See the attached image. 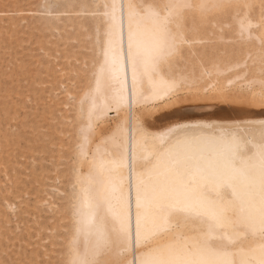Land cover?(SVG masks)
Returning a JSON list of instances; mask_svg holds the SVG:
<instances>
[{
  "label": "bare ground",
  "instance_id": "1",
  "mask_svg": "<svg viewBox=\"0 0 264 264\" xmlns=\"http://www.w3.org/2000/svg\"><path fill=\"white\" fill-rule=\"evenodd\" d=\"M49 1L52 2V0ZM54 1L57 2L56 0ZM2 2L4 1H1V3ZM102 2L103 0H67V4H69V6L72 7L73 5H75L78 7V8L76 7L75 9L72 8L74 12L73 18L80 17L82 20L88 18L83 21L81 19H77V22L81 25L82 29H84L85 26L91 27L90 30H92V34H90L87 37L92 36L91 42H93L94 44L93 43L91 44H93L92 49L95 50L94 53L95 55H93L94 58L90 60L91 61L89 64L90 68L88 71L89 74L88 76H86V82H84L85 85L83 86V90L80 88L79 90L77 89L78 92L81 90L82 91L78 100L76 101L77 105L75 112H76L77 121L73 125L74 127L72 132L73 134L70 137V141H71L70 144L71 146H73L72 152L75 163L73 164L72 162L73 177L69 176L72 177L71 180H69L71 184V188H70L71 190L70 192H68L69 194L67 193V195H69L68 196L69 198L67 197L69 199V204L67 205L68 207L66 206L64 208L61 207L62 209L60 210V205L56 203L57 205L56 204L54 205L53 211L51 209L52 205H49L48 203L47 204L49 205V207L47 206L43 207V211L44 210L48 211L46 208L50 209L49 211L50 215L44 217V220L40 222V231H39L40 236H43L44 230L46 231L50 230V233L46 234L49 241L47 244L42 243L44 241L40 242V248H41L39 249V256L41 261L40 264H62V262H66L70 260L71 256L69 255V251H68L69 243L70 241H72L73 234L77 227L80 229V232L78 233V243L80 246V250L83 252L85 251V249H87V251L91 254L92 252L95 251L96 246L102 243V241L105 238H107L110 235L114 236L115 230L119 228V218L122 213L126 221H128L129 223L132 238H131V242L125 246H121L118 243L113 246L111 252L106 257L107 259L111 260L113 264H133L134 261L136 262V264H139V261L141 259H147L150 261L159 252H163L165 256H167L170 249L173 252H175L180 250L186 244H191L192 237L194 236V232L192 231V229L193 226L198 223V221L194 219L186 218L185 215L182 213L175 215L167 223H165L161 219H154L151 215H149V217L147 218V220L143 225L144 231L149 234L148 243L146 245L142 244L140 246H137L135 243V236H136L135 190H136L137 180L140 177H143L146 184L151 186V184L157 179L158 174L162 173L165 170V166H166V159H164L161 161L159 167H155L157 164V155L163 152L165 149H167L170 145H172L175 142V139L173 138H166L164 140V143L161 144L159 137L161 136V134H167V130L169 129H186L187 135L189 137L199 139L200 146H208L215 139L220 137L222 133V129L225 126H239L242 129H246L249 134H255L256 130L259 129V126L261 124H264V114L261 115L252 114L248 116L235 117V118L234 116L233 118H227V117L215 118L214 115L213 116L203 115V114H198L200 113L198 112L197 114H187V116H179V117L170 116L172 117L170 118L169 116L168 117L165 116L168 115L167 111H165L166 112L165 114L164 112H161L160 114L158 113L159 116L161 115L160 117L156 116L153 111H150L151 113L152 112L154 113V115H152V117L154 116L153 120L151 121L146 120L147 122H144L142 118V114L140 117V115L138 116L139 112L138 114L136 113L135 106H137V104L140 105L141 103H145V106H147L149 104L156 102L157 100L159 101V99H163V97L168 98L169 94L171 93V90L176 89L170 86V82L172 80L174 79L181 80L184 86L185 84L187 85L199 84L201 86H197V87L200 89H206V88L209 89V87L211 89H213V87L218 88L217 81H221L220 74H224V72H226L228 69L234 66L246 65V57H243L242 59H238L234 62H227V59H224L223 63L215 62V61H211L210 63H208L205 57H203L204 51H200L198 55H195V60H196V65H195L191 63L190 60L186 58V56H191L192 58V56H194L193 54L197 50L196 47H192L191 45H188L187 47H182L181 45L180 51L177 53V55L173 57L169 63L163 64L159 71L154 72L150 66L148 67L142 66L134 77L133 70L128 62L129 28H128L127 9L124 8V10L121 11V7H120L122 4L126 5L128 0H116L117 3L116 19L114 22V28L111 37H109V35L107 34V26L101 23V16L104 10L100 9L99 13L96 14L97 13L96 5ZM109 2H111V0H109ZM132 2L137 4L140 3L147 4L153 2L158 4H163V3H167L168 0H132ZM190 2L200 3V0H190ZM222 2L228 6L220 9H214L203 15H207V14L209 15L215 13L225 14V12H228L229 10H231L233 13L234 12L236 13L238 9V5H240V3L250 4L252 0H222ZM69 6H68V11L70 10ZM84 7H87L88 9ZM42 9L44 10L47 9L48 13L49 12L52 13V9H50L49 6L46 9L45 8ZM85 13L89 14L88 17ZM190 13L196 14V16L198 15V20L200 19V16L204 18V16H202V14L199 11L186 12L185 16L186 14H190ZM61 15L62 14L60 15L58 14L59 17ZM52 16L54 17V15H51L50 18H53ZM244 17L245 16L239 19L235 18L236 19L235 21H237L236 23L238 30L237 32L241 34L244 33L245 37H251L253 34L252 32L249 31L250 28L248 27V25L250 24V20L249 19L246 20V18L244 19ZM56 20H58V18ZM241 21L244 22L243 30L241 27ZM185 22H186V18H184L182 22L183 33L186 37V40L187 41L193 40V42L191 41L192 43H194L195 41H200L199 39L203 37L204 28L199 27L198 22L197 24H195V21L192 18L189 22L190 25L186 26ZM262 23H263L262 30H264V18ZM48 24L50 25L49 22ZM185 29H187V32L185 31ZM61 32H64V29ZM138 33H139L138 40L141 49L145 51L151 49L157 40V36L152 21L143 20L139 25ZM52 38L54 39V37ZM110 39H111V44H109ZM257 39H258L257 41H259V37ZM41 40H43L42 37ZM45 41H48V39H46ZM37 42L39 43V41ZM189 43L190 42H186V44ZM258 44H260V42H258ZM47 45L49 44L47 43ZM64 47L65 46H63L62 48ZM43 52H45V54L47 53V51H43ZM49 56L50 55H48L47 57ZM75 56L71 59H74ZM37 57L40 58L39 55ZM184 57H185L184 61L182 62L176 61V59L178 58H181V60H183ZM66 60L70 62V58L68 59L66 58ZM256 61L258 63V65H256V70H261L260 72L264 71V53H261L260 51L259 52L256 51V55L252 57L249 63L252 64L255 63ZM41 63L42 62H40V65ZM24 64L21 63V65L25 66ZM33 65L31 66L33 67ZM31 66L29 65V67L31 68L28 69L29 73L27 72L26 73L29 74L30 78L32 79V83L37 82L39 83L38 85L40 86V83L42 82V78L40 76L43 75H40L37 69L33 70ZM24 68H26V66ZM24 68L22 67L23 70ZM39 68L41 67L39 66ZM53 69L54 68H51L49 64L47 66L45 65V69H44L46 71L45 74L50 76L49 82L51 83H54L55 80V74ZM245 70H247V68ZM239 76L240 75L234 76L233 78H227L222 82L232 83L231 81H234V79H236V77L238 78ZM205 79H207V81L206 84L203 85ZM258 81L260 83V80ZM24 83L27 84L26 81ZM33 84L35 86H33ZM33 84H32V87L34 88V91L32 90L34 95L33 104L35 105L34 111L36 110V112H33L34 117L31 114L32 115L31 118L27 116L28 113L27 114L23 113V115L21 114L23 117L20 119V126L23 130L27 127L30 130L31 137L27 139L28 140L27 149L28 150L32 149L31 153L29 152L30 155L33 154V152H36L37 158L39 159L38 161H39L40 171L37 172L39 173L37 178L38 181L37 190L43 192L44 194L48 193L53 198L55 197L54 195L56 194V192H58L57 181L60 182L62 175L63 177L65 175V174L61 175L60 174L61 172L59 173V171L56 169L58 168L56 167V164L58 163L57 148L59 146L58 144L60 141L57 142L58 139L55 137L56 136L55 134L58 132V126L55 124L56 121L53 120L55 117L57 118L55 113L56 111L55 100L58 97L54 99L53 98L54 95H49V94H47L48 96L44 95L45 89L37 87L36 83ZM82 84L79 85L82 86ZM41 86L44 85L41 84ZM22 89L24 90L25 88ZM218 89H217L218 92L221 93L222 91L220 90L221 88L219 87ZM225 89L226 88L224 86V90ZM247 91H251V90H247ZM247 91L246 93H249ZM254 91L256 92V90ZM254 91L252 92L255 93ZM7 92L8 91L6 89V86L4 84H0V254L2 253L3 251L2 249L4 247V246L2 247V243L7 238L6 228L8 229L7 227L8 217H7L6 208L8 206L10 144L12 143V141L10 142L11 136L9 133L10 131H8V127H9L8 121L10 117L12 118L16 116V115L11 116V114L16 112L17 110L16 108L19 106V105L18 106L15 105L17 104L15 103V101L8 100L9 97L7 95L8 94ZM253 93L251 94L250 92L249 95L253 96L254 95ZM27 94H29V92ZM255 95L258 96L257 94ZM262 96L259 95L258 97L264 99V97ZM47 97H49V100L47 99V102H49L47 103L48 105L44 104L43 102V100H45ZM210 105L211 103L209 104V106ZM61 106L62 105L60 104L59 107ZM200 106L196 108H201ZM39 109H42V111H39ZM152 109H154V106ZM25 110L26 109H24L23 111ZM147 110L149 111L151 110V108ZM111 111L117 114L116 117L117 120L113 122L114 125L112 130L106 134H103L104 131L102 130H98L97 132L96 131L97 122L99 123L100 120V122L105 124V122L103 121L104 120L106 121V119L110 115L109 112ZM186 111H188L187 108ZM17 114L19 116V113ZM47 120H49V122L47 124V128H45V130L47 129L45 132V130L42 129V127H44L43 121H47ZM68 122H72V120ZM24 131L18 134L19 135L18 140L23 138L25 139L26 134ZM96 132H97V137H95ZM66 137L67 136H65V138ZM60 144L63 145L62 143ZM66 146L69 147V145ZM27 149L24 150L23 147H21L20 151L22 153L24 151H28ZM191 150L192 149L186 146L185 144H178L174 151L175 153H187ZM24 155L25 154H23V156ZM67 159L71 160L70 158ZM122 160H126V163H121ZM46 161L48 163H46ZM51 191L54 192V195L51 194L53 193ZM60 192H63V188L62 191L61 190L59 191V193ZM43 193H41V195H44ZM224 195L226 198H231V190L230 189L225 190ZM51 199H49V202ZM63 200H65V198ZM40 201L41 204L43 205V201L44 203L48 202V199L44 195L43 197L40 196L39 202ZM50 203L53 204L52 200ZM129 207L131 209L130 213H129ZM68 208L69 210H67ZM54 211H56L57 213L56 212L54 213ZM58 213H60L61 215H65L64 213H66V215H68L67 217L68 219L65 218V221L68 220L67 221L68 224L64 226V228L62 227V230H65L66 228L68 233L65 236H63V239L61 237L62 235L60 234L57 228V222L55 221V218L59 219L58 216L60 215ZM49 218L50 219L52 218V221L54 220L55 225H53V222L52 223H50V221L48 222ZM50 224L53 226H50ZM47 237L45 239H47ZM59 237H61V239ZM58 238L59 241L64 240L62 243L64 245L63 249L58 251V254L61 253V256L60 255L58 256L56 254L58 250L57 246L60 245ZM262 243H264V241L260 239L259 235H256L254 237L251 234H249L246 239L242 237L241 240L237 242L234 246H230L231 250L236 251L238 253L240 249H243V254H237L236 256L233 257V259L237 261V264H240L241 260L251 261V264H259L260 260L264 259V254H262L260 251V246ZM36 253L34 254L37 255ZM37 257L38 256H35L34 258ZM0 261L2 262L1 258ZM3 263L4 261L2 262V264ZM36 263H38V261Z\"/></svg>",
  "mask_w": 264,
  "mask_h": 264
},
{
  "label": "rangeland",
  "instance_id": "2",
  "mask_svg": "<svg viewBox=\"0 0 264 264\" xmlns=\"http://www.w3.org/2000/svg\"><path fill=\"white\" fill-rule=\"evenodd\" d=\"M1 1H4V2L1 3ZM53 1L54 0H52V2L47 0V3H46L45 0H0V84H4L6 86V89L8 91L7 95L9 97L8 100L15 101V103H17L15 105L17 106L19 105L16 108L17 109L16 112L19 113V116L16 112H14L11 114V116L13 115L14 116L16 115V116L12 118L10 117L8 121L9 123L8 131H10L9 132L11 136L10 142L12 141V143L10 144L8 206L6 208L7 217H8L7 218L8 229L6 228L7 238L6 237L5 238L7 241L4 239L6 243L5 241H3L2 247L3 246L4 247L2 249L3 251L1 250L2 253L0 254V258L2 259V262L4 261L3 264H38V263L40 264L41 263L40 256H39V249H41L40 242L44 241L42 243L47 244L49 241H48V237L46 236V234L50 233V230H47V231L44 230L43 236H40V232H39L40 222L44 220V217H47L50 215V212H49L50 209L46 208L48 211H45V210L43 211V207H46V206L49 207V205H52L51 209L53 211L54 205L56 203L60 205V210L62 209L61 207L63 208L65 206L68 207L67 205L69 204V199H68L69 195H67V193L70 192L71 190L70 189L71 184L69 180H71V178L73 177L72 162L73 164L75 163L73 152H72L73 146H71L70 144L71 142L70 137L73 134L72 133L74 129L73 125L77 121L76 112H75L76 105H77L76 101L78 100L81 94V91L83 90V86L85 85L84 82H86V76H88L89 74L88 71L90 68V65H89L91 62L90 60L94 58L93 55H95L94 54L95 50L92 49L93 48L92 45L94 44L93 42H91L92 36L87 37L90 34H92V30H90L91 27L85 26L84 29H82L81 25L77 22V19H81V18L80 17L73 18L74 16L73 9H75L77 6L75 5H73L72 7L69 6V4H67V0H56L57 2L55 1L53 2ZM48 3L52 5L53 4L58 5V7L50 8L52 9V13L50 12L48 13L46 9L49 5ZM66 4L70 7L69 11H68V6ZM250 4L253 5L252 8L238 7L236 13L234 12L235 14L231 10H229L228 12H225V14L215 13V14H209V15L208 14L202 15L204 16V18L200 16L199 20H198V15L196 16V14H192V13L186 14L185 16L186 26L190 25L189 22L192 18L195 21V24H197L198 22V26L201 28H204L203 37L199 39L200 41H195L194 43H192L193 40H190V41H187V42H190L189 44H186V43L182 44V47H187L188 45H191L192 47H196L197 49L195 53L193 52L194 56H192V58L191 56H186V58H188L191 63L196 65L195 55H198L200 51H204L203 57H205L208 63H210L211 61L223 63L224 59H227V62H234L238 59H242L243 57H246V65L234 66L228 69L226 72H224V74H220L221 81H217V86L218 88L219 87L221 88L220 89L222 90L221 93L218 92L219 90L218 88H214V87L213 89H211L210 87L209 89L208 88L200 89L197 87V86H201L199 84H191V85L185 84V86L182 84V86L184 87L181 86L178 89H172L171 93L173 91L174 92L172 94L170 93L169 96L166 95L168 96V98L163 97V99H159V101L157 100L156 102L149 104V105H147L148 104L147 103L146 104L147 106H145V103H141L140 104L141 106L137 104V106H135V111L137 114L139 112L138 116L140 115V117L142 114V118L144 122L153 120L154 116L152 117V115H154V113L156 116H159L161 112H164L165 114L166 113L165 111L168 112L167 113L168 115H165L167 117L168 116L169 117L170 116L172 117L187 116V114H197L198 112H200L198 114H203V115H212V116L214 115L215 118H226V117L233 118V116L235 118V117L248 116L252 114L253 115L264 114V99L261 97H258L259 95L260 96L263 95L262 97H264V87L262 85H259L261 83H259L258 81V80L261 81L262 79H264V76H262V73H264V71L260 72L261 70H256V65H258L257 61L255 63H252L253 65L249 63L252 57L256 55V51L257 52L260 51L261 53H264V30H262L263 28L262 22L264 18L263 17L264 7H262V5H264V0H252ZM240 5H243V4L240 3ZM42 8H45L46 10ZM84 8H87V7H84ZM88 13L87 14L85 13L87 17L89 15ZM50 14L54 15V17L52 16L53 18H50L51 17ZM58 14L59 15L62 14V15L59 17ZM243 16H245L244 19L246 18V20L248 19L250 20L251 26L250 27L248 26V27L250 28L249 31L252 32L253 34L251 37H245L244 33L241 34L237 32L238 31L237 24H236L237 21L235 20ZM57 18L58 20H56ZM86 19H83V20H86ZM58 21L61 23H59ZM48 22L50 23V25L48 24ZM79 26L81 30L79 29ZM63 29H64V32H61L63 31ZM185 31L187 32V29H185ZM41 37L43 38V40H41ZM46 37H49V38H46ZM52 37H54V39ZM84 37H87V38H84ZM258 37H259V41H257ZM38 39H40L41 42ZM46 39H48V41H45ZM37 41H39V43ZM258 42H260V44H258ZM37 43L38 45L40 43L41 44L38 46ZM47 43L49 45H47ZM63 46L65 47L62 48ZM43 51H47L48 54L47 53L45 54V52ZM36 55L37 56L39 55L40 58L37 57ZM48 55H50L51 57L50 56L47 57ZM74 56L75 58L71 59ZM65 57L67 59L70 58V62H68V60H66ZM184 59L185 57L183 58V60H181V58H178L176 59V61L182 62L184 61ZM40 62H42L41 65H40ZM21 63L22 64L25 63L24 65L26 66V68H24L25 66L21 65ZM48 64L51 66V68H54L53 71L55 74V80H54L55 84L49 82L50 76L45 74L46 73V71L44 70L45 65L47 66ZM29 65L30 66L33 65V67L31 66L32 69L33 70L37 69L38 73L40 75H43V76H40L42 78V82L40 83V86L38 85L39 83L37 82H33V83H36L37 87L45 89L44 95H47V94L54 95L53 97L54 99L58 97L55 100L56 101L55 113H56L57 118L55 117L53 120V121H56L55 124L58 126V132H57L58 134L56 133L55 137L58 139L57 142L60 141L58 144L59 145L58 148L56 146L57 154H58V163H59V164L58 163L56 164V167H58L56 169L59 171V173L61 172L60 173L61 175L62 174H65V175L64 177L62 175L61 179L63 180L60 179V182L57 181L58 192H56L55 195L53 191H51L53 193L50 192L51 194L55 196L53 198L50 194L48 193L44 194L43 192H40L37 190V187H38L37 178L39 174L37 172L40 171L39 161H38L39 159L37 158L36 152H33V154L30 155L32 149H29V150L27 149L28 147L27 139L31 137L30 130L27 127L24 129L25 130L24 131L20 126V119L23 117L22 116L23 113H26V114L28 113L27 116L31 118L32 115L34 117L33 112H36V110L34 111L35 105L33 104L34 103L33 102L34 88L32 87L33 83H32V79L30 78L29 74H27L29 73L28 69H31ZM39 66L41 68H39ZM22 67L24 68V70L22 69ZM246 68L247 70H245ZM62 70L63 71L65 70V71L63 72ZM62 75H64L65 77ZM238 75L240 76L238 78L236 77L234 81H231L232 83L222 82L227 78H233L234 76H238ZM25 81L27 84L24 83ZM206 81L207 79L204 80L203 85L206 84ZM41 84H43L45 87L41 86ZM79 84H82V86ZM33 86L35 85L33 84ZM224 86L226 88L225 90H224ZM21 87L25 89L27 88V89L23 90ZM79 88L82 90L78 92L77 89L79 90ZM253 89L256 90V92L260 91L259 92L260 94L256 93ZM247 90H251V91H247ZM27 91L29 92V94H27L28 93ZM246 91L249 93L251 92V94L253 93L252 91H254L255 93H253L254 95L252 96V95H249V93H246ZM255 94L257 95L259 94V95L256 96ZM47 99L49 100V97L43 100L44 104L49 103L47 102ZM210 103L211 105L209 106ZM60 104L62 105L61 107H59ZM63 105L64 106L67 105V106L64 107ZM21 106L23 107L25 106V107L23 108ZM153 106H154V109H152ZM199 106L201 108H196ZM150 108L151 110L148 111L147 109H150ZM186 108L188 111H186ZM24 109L26 110L23 111ZM39 111H42V109H39ZM150 111H153L154 113L153 112L151 113ZM109 114L110 115L108 116L106 121L105 120L103 121L105 122V124L100 122V120H99L100 125L97 122L96 124L97 132L98 130H102L105 132V133L103 132V134H106L112 130L113 125H114L113 122L117 120L116 118L117 114L114 113L113 111L109 112ZM71 120L72 122H68ZM48 122L49 120L43 121L44 127H42V129L45 130V128H47ZM70 126H72L73 128ZM23 131L26 134L25 139L23 138V139L18 140V137H19L18 134L22 133ZM65 132H66V135H65ZM97 132L95 134V137H97ZM60 133L62 134L63 137L61 136ZM65 136L67 137L65 138ZM13 137H14V140H13ZM60 143H62L63 145H61ZM66 145H69V147H67ZM21 147H23L24 150L27 149L28 151H24L21 153L20 151ZM23 154L25 155L23 156ZM67 158H70L71 160H68ZM46 163L48 162L46 161ZM69 176H72V177H69ZM62 188H63V192L59 193L60 190L62 191ZM41 193H43L48 199V202L44 203L45 200L43 201V205L45 204L44 206L41 204V201L39 202L40 196L41 197L44 196V195H41ZM64 198L65 200H63ZM49 199L52 200V203L55 201L56 202L51 204L50 203L51 200L49 202ZM67 210H69V208ZM55 212L56 211H54V213ZM58 214L60 215L58 216L59 219L55 218V221L57 222V228L60 234L62 235L61 237L63 239V236H65L68 233L66 228H65L66 231L62 230V227L64 228V226L68 224L67 222L68 220L65 221V218H67L68 215H66V213H64L65 215H61L60 213ZM49 219H48V222L49 221L50 223L53 222V225H55L54 220L52 221V218L50 220ZM53 225L50 224V226H53ZM45 236L47 237V239H45L46 238ZM61 237L59 238L61 239ZM59 238H58V241H59ZM63 241L62 240L59 241V244L61 246L58 244L61 248L57 246L58 250L56 254L58 256L59 255L61 256V253L58 254V251L63 249L64 247V245L62 244ZM5 248H6V251H5ZM34 253H36L37 255H35ZM30 254H32L33 256ZM34 255L38 256L37 257L38 259L34 258L35 257ZM37 261L38 263H36ZM2 262L0 261V264H2Z\"/></svg>",
  "mask_w": 264,
  "mask_h": 264
},
{
  "label": "snow or ice",
  "instance_id": "3",
  "mask_svg": "<svg viewBox=\"0 0 264 264\" xmlns=\"http://www.w3.org/2000/svg\"><path fill=\"white\" fill-rule=\"evenodd\" d=\"M226 6L222 0H200V3L168 0L163 4H137L128 0L126 5L122 4L121 11L127 9L128 62L134 77L142 66H150L156 72L177 55L180 46L187 42L182 24L186 12L199 11L203 15ZM238 7L252 8L253 5ZM96 9V14L100 9L104 10L101 23L107 26V34L111 37L116 19V0H103ZM143 20L152 21L157 36L154 46L146 51L141 49L138 40V29ZM241 27L243 30V21ZM260 83L264 86V79ZM170 86L178 89L182 81L174 79ZM166 138H173L175 142L157 155L155 166L159 167L166 159L165 170L158 174L151 186L143 177L136 183L135 243L137 246L148 243L149 234L143 225L149 215L167 223L182 213L198 223L193 226L191 244L175 252L170 249L167 256L159 252L152 260L141 259L139 264H237L233 257L243 254V249L238 253L230 246L242 237L246 239L249 234L259 235L264 241V124L255 134H249L239 126H225L220 137L208 146H200L199 139L189 137L186 129L167 130V134L159 137L160 143L163 144ZM178 144H185L192 150L175 153ZM121 163H126V160ZM229 189L231 198H226L224 192ZM79 232L77 227L69 243L71 259L62 264H113L106 258L113 246L117 243L125 246L132 238L123 213L114 236L105 238L91 254L87 249L80 250ZM260 251L264 254V243ZM240 264H251V261L241 260ZM259 264H264V259Z\"/></svg>",
  "mask_w": 264,
  "mask_h": 264
}]
</instances>
